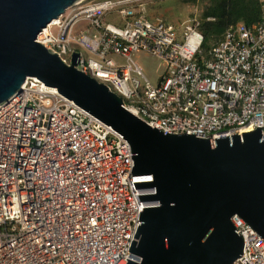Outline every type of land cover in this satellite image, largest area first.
I'll return each mask as SVG.
<instances>
[{
	"label": "built area",
	"instance_id": "built-area-1",
	"mask_svg": "<svg viewBox=\"0 0 264 264\" xmlns=\"http://www.w3.org/2000/svg\"><path fill=\"white\" fill-rule=\"evenodd\" d=\"M258 1L257 21L226 28L206 49L199 15L178 23L149 18L142 0H76L36 40L67 65L79 53L77 69L164 134L194 133L214 144L261 127L263 137L264 0ZM78 21L86 24L76 32ZM139 50L162 60L156 83L131 62ZM131 155L121 133L55 87L26 77L0 102V264L140 261L128 250L139 213L160 203L140 200L156 188L135 187L153 174H133ZM230 220L243 239L232 264H264V240L239 215Z\"/></svg>",
	"mask_w": 264,
	"mask_h": 264
},
{
	"label": "water",
	"instance_id": "water-1",
	"mask_svg": "<svg viewBox=\"0 0 264 264\" xmlns=\"http://www.w3.org/2000/svg\"><path fill=\"white\" fill-rule=\"evenodd\" d=\"M76 0H0V102L28 76L123 135L131 148L133 174L152 173L160 205L143 207L129 251L140 261L125 264H232L243 252L233 226L242 217L264 240V136L261 127L211 138L163 133L123 107L104 83L70 65L36 40L37 34Z\"/></svg>",
	"mask_w": 264,
	"mask_h": 264
},
{
	"label": "rangeland",
	"instance_id": "rangeland-1",
	"mask_svg": "<svg viewBox=\"0 0 264 264\" xmlns=\"http://www.w3.org/2000/svg\"><path fill=\"white\" fill-rule=\"evenodd\" d=\"M206 1L207 0H142V3L149 18H151V16L160 15L169 22L178 23L194 13L200 15ZM256 10L257 9L253 6L248 7V15L250 16L258 12V10ZM149 14L151 16H149ZM103 21L113 22V19L111 16H105ZM85 24V21H78L74 26V30L76 32L82 31L85 28ZM51 30L53 34H56V27H52ZM111 58L116 60L119 64L126 63L125 58L119 55H112ZM131 62L136 65L152 83H156L157 77L162 73L164 67L160 58L144 50L133 52L131 54Z\"/></svg>",
	"mask_w": 264,
	"mask_h": 264
},
{
	"label": "trees",
	"instance_id": "trees-1",
	"mask_svg": "<svg viewBox=\"0 0 264 264\" xmlns=\"http://www.w3.org/2000/svg\"><path fill=\"white\" fill-rule=\"evenodd\" d=\"M250 6L255 7L258 12L249 16L247 8ZM146 15L148 16V13ZM199 16L202 20L200 24L203 35L202 46L206 49L221 39L226 28L234 26L239 21L246 23L257 21L260 16V4L258 0H207ZM207 17L214 19L206 20Z\"/></svg>",
	"mask_w": 264,
	"mask_h": 264
},
{
	"label": "bare ground",
	"instance_id": "bare-ground-1",
	"mask_svg": "<svg viewBox=\"0 0 264 264\" xmlns=\"http://www.w3.org/2000/svg\"><path fill=\"white\" fill-rule=\"evenodd\" d=\"M55 19V18H54ZM47 28H48V24L44 27V29H42V32L43 31H47Z\"/></svg>",
	"mask_w": 264,
	"mask_h": 264
}]
</instances>
